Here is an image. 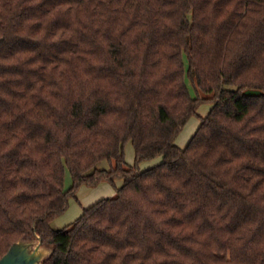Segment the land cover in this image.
Segmentation results:
<instances>
[{"label": "trees", "instance_id": "obj_1", "mask_svg": "<svg viewBox=\"0 0 264 264\" xmlns=\"http://www.w3.org/2000/svg\"><path fill=\"white\" fill-rule=\"evenodd\" d=\"M38 237L44 264H264V0H0V259Z\"/></svg>", "mask_w": 264, "mask_h": 264}, {"label": "rangeland", "instance_id": "obj_2", "mask_svg": "<svg viewBox=\"0 0 264 264\" xmlns=\"http://www.w3.org/2000/svg\"><path fill=\"white\" fill-rule=\"evenodd\" d=\"M187 82L192 96L195 97L197 95V92L192 82L189 79H187ZM211 108L212 104L210 103H203L200 106L198 110V115L190 119L182 133L178 136L176 144L179 147L185 148L188 145V143L191 141V139L197 132L199 126L201 125L202 118H205L209 114ZM125 153L127 166L134 167L136 164V153L132 142H129L126 145ZM162 162L163 157H158L153 160H148L140 163L139 168L142 171H146L159 165ZM112 167L113 164H111L109 161H102L98 165L99 169L110 170L112 169ZM65 185L66 189H68L72 185V178L69 172L66 176ZM122 185L123 181L121 179H118L116 180L115 185L107 181H102L96 186H81L77 193L78 199H71L68 210L53 222V229L62 230L68 227L69 225L74 223L79 217H81L84 209L93 206L94 204L98 203L103 199L115 197L117 195V189L121 188Z\"/></svg>", "mask_w": 264, "mask_h": 264}, {"label": "water", "instance_id": "obj_3", "mask_svg": "<svg viewBox=\"0 0 264 264\" xmlns=\"http://www.w3.org/2000/svg\"><path fill=\"white\" fill-rule=\"evenodd\" d=\"M54 253L52 246L43 244L40 237L19 241L0 259V264H44Z\"/></svg>", "mask_w": 264, "mask_h": 264}, {"label": "crops", "instance_id": "obj_4", "mask_svg": "<svg viewBox=\"0 0 264 264\" xmlns=\"http://www.w3.org/2000/svg\"><path fill=\"white\" fill-rule=\"evenodd\" d=\"M122 180V179H121ZM123 181V180H122ZM84 213V210H83V212H82V214ZM52 225H53V223H52Z\"/></svg>", "mask_w": 264, "mask_h": 264}]
</instances>
